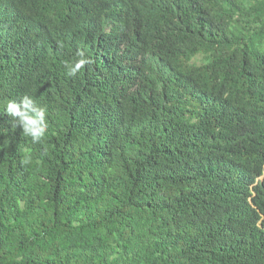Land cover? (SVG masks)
Here are the masks:
<instances>
[{
	"label": "trees",
	"instance_id": "trees-1",
	"mask_svg": "<svg viewBox=\"0 0 264 264\" xmlns=\"http://www.w3.org/2000/svg\"><path fill=\"white\" fill-rule=\"evenodd\" d=\"M0 264H264V0H0Z\"/></svg>",
	"mask_w": 264,
	"mask_h": 264
},
{
	"label": "clouds",
	"instance_id": "clouds-1",
	"mask_svg": "<svg viewBox=\"0 0 264 264\" xmlns=\"http://www.w3.org/2000/svg\"><path fill=\"white\" fill-rule=\"evenodd\" d=\"M76 56L77 59L65 65L69 77L76 76L92 63L82 50H78ZM4 115L10 118L11 127L14 130L20 129L22 136L30 139L32 144H41L48 133L47 108L38 104L31 95L25 94L18 101L9 100L5 105ZM30 163V156L26 155L21 160L22 166Z\"/></svg>",
	"mask_w": 264,
	"mask_h": 264
}]
</instances>
